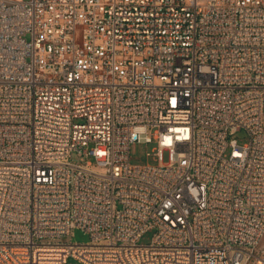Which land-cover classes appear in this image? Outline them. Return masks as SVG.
I'll use <instances>...</instances> for the list:
<instances>
[{
	"label": "built area",
	"instance_id": "built-area-1",
	"mask_svg": "<svg viewBox=\"0 0 264 264\" xmlns=\"http://www.w3.org/2000/svg\"><path fill=\"white\" fill-rule=\"evenodd\" d=\"M70 258L264 264V0H0V264Z\"/></svg>",
	"mask_w": 264,
	"mask_h": 264
},
{
	"label": "rangeland",
	"instance_id": "rangeland-1",
	"mask_svg": "<svg viewBox=\"0 0 264 264\" xmlns=\"http://www.w3.org/2000/svg\"><path fill=\"white\" fill-rule=\"evenodd\" d=\"M237 138L242 140L245 135L244 132H238L236 135ZM155 149V143L144 144V143H134L129 148L130 164L132 165H156V161L152 156V153ZM146 154H149L147 156ZM168 155L166 152L163 153V162H167ZM151 237V233L144 235L141 239V243H147ZM89 237L80 229H73L71 235L64 236L61 238V242H72V243H86L88 242ZM69 264H82L75 259L70 258L68 260Z\"/></svg>",
	"mask_w": 264,
	"mask_h": 264
}]
</instances>
